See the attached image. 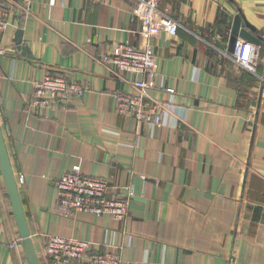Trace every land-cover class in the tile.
Segmentation results:
<instances>
[{"label":"crops","instance_id":"0c3cea01","mask_svg":"<svg viewBox=\"0 0 264 264\" xmlns=\"http://www.w3.org/2000/svg\"><path fill=\"white\" fill-rule=\"evenodd\" d=\"M135 5L0 0L9 23L0 33V129L39 264H49L51 236L100 252L111 244L120 264H264V0H159L179 24L175 37L151 40L156 88L145 94L169 107L159 127L116 112L117 92H137L99 60L115 45L142 44ZM237 14L263 40L254 72L229 57ZM18 32L25 55L12 50ZM47 73L87 89L35 107L32 82ZM75 166L107 180L111 194L133 189L125 221L59 212L54 182ZM0 264H28L1 169Z\"/></svg>","mask_w":264,"mask_h":264},{"label":"built area","instance_id":"2783aa9c","mask_svg":"<svg viewBox=\"0 0 264 264\" xmlns=\"http://www.w3.org/2000/svg\"><path fill=\"white\" fill-rule=\"evenodd\" d=\"M6 4H21L23 8L32 0H5ZM134 13L140 25L142 44L133 47L115 45L100 57V62L119 73L128 74L125 81L137 92L135 95L117 92L116 112L133 119L138 125L159 127L163 125L164 111L169 107L146 97L147 90L155 89V54L151 40L161 32L170 37L177 35L179 24L166 10L159 8V0H136ZM8 12L0 6V33L8 27ZM256 47L238 40L230 59L238 66L254 72ZM264 86V79L262 80ZM87 88L68 81L64 76L45 74L32 82L31 104L38 108H50L56 104H68L71 98L80 97ZM162 91L173 94L170 89ZM19 183L23 178L19 177ZM57 191L59 212L64 216L89 213L96 216L108 215L123 222L128 216L130 200L134 197L131 187L124 192L111 194L112 187L107 180L84 176L75 166L54 182ZM108 250H95L90 242L51 236L46 240L45 255L49 264H120V256L111 244Z\"/></svg>","mask_w":264,"mask_h":264},{"label":"water","instance_id":"95a60500","mask_svg":"<svg viewBox=\"0 0 264 264\" xmlns=\"http://www.w3.org/2000/svg\"><path fill=\"white\" fill-rule=\"evenodd\" d=\"M257 30L253 28L240 14H237L233 20L229 43L228 52L233 53L234 47L238 39L245 43H251L254 46H260L263 42L262 38L256 35ZM13 51H21L25 55L26 47L22 46L21 33L18 32L15 36ZM0 169L4 179L5 187L11 204L12 212L15 218L16 226L18 229L19 237L22 247L27 259L28 264H39L35 254L32 241L30 239L29 231L27 228L26 219L22 210L21 201L19 198L18 186L15 180L14 173L9 161L5 142L3 139L2 131L0 129Z\"/></svg>","mask_w":264,"mask_h":264},{"label":"trees","instance_id":"16d2710c","mask_svg":"<svg viewBox=\"0 0 264 264\" xmlns=\"http://www.w3.org/2000/svg\"><path fill=\"white\" fill-rule=\"evenodd\" d=\"M65 77V76H64ZM66 78V77H65Z\"/></svg>","mask_w":264,"mask_h":264}]
</instances>
